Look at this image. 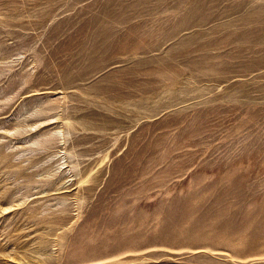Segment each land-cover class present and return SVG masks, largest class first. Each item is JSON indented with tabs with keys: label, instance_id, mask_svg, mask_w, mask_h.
<instances>
[{
	"label": "rangeland",
	"instance_id": "rangeland-1",
	"mask_svg": "<svg viewBox=\"0 0 264 264\" xmlns=\"http://www.w3.org/2000/svg\"><path fill=\"white\" fill-rule=\"evenodd\" d=\"M0 264H264V0H0Z\"/></svg>",
	"mask_w": 264,
	"mask_h": 264
},
{
	"label": "bare ground",
	"instance_id": "bare-ground-1",
	"mask_svg": "<svg viewBox=\"0 0 264 264\" xmlns=\"http://www.w3.org/2000/svg\"><path fill=\"white\" fill-rule=\"evenodd\" d=\"M61 133V132H60Z\"/></svg>",
	"mask_w": 264,
	"mask_h": 264
}]
</instances>
